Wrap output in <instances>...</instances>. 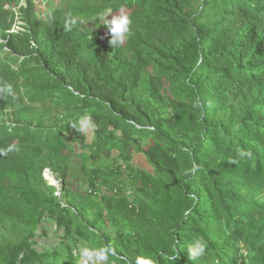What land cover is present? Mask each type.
Masks as SVG:
<instances>
[{
  "label": "trees",
  "instance_id": "obj_1",
  "mask_svg": "<svg viewBox=\"0 0 264 264\" xmlns=\"http://www.w3.org/2000/svg\"><path fill=\"white\" fill-rule=\"evenodd\" d=\"M20 2L0 0V264H264V0H59L44 19L28 0L9 34ZM123 8L114 49L98 14Z\"/></svg>",
  "mask_w": 264,
  "mask_h": 264
},
{
  "label": "clouds",
  "instance_id": "obj_2",
  "mask_svg": "<svg viewBox=\"0 0 264 264\" xmlns=\"http://www.w3.org/2000/svg\"><path fill=\"white\" fill-rule=\"evenodd\" d=\"M112 14V10L108 9L105 12L98 14V20L103 21L108 29V34L111 39L109 44L115 49L116 47L122 45L125 39L131 35V24L132 21L126 13H119L111 16V19H108L109 15ZM71 21L70 23H74ZM0 91L5 94L12 96L14 95L13 88L11 84H4L0 87ZM78 132L87 133L91 127H93L92 122L89 117L84 116L80 119L78 125H73ZM188 259L195 261L198 257L202 256L206 251V242L199 237H193L191 241L186 245ZM103 253H108V249H101ZM87 254V250H85ZM111 255H115L114 250L110 252ZM102 259H106L107 256H101ZM136 264H153V261L150 257L144 255L138 256L136 258Z\"/></svg>",
  "mask_w": 264,
  "mask_h": 264
},
{
  "label": "rangeland",
  "instance_id": "obj_3",
  "mask_svg": "<svg viewBox=\"0 0 264 264\" xmlns=\"http://www.w3.org/2000/svg\"><path fill=\"white\" fill-rule=\"evenodd\" d=\"M121 12L122 13H126L128 15L129 9L128 8H123V9H121V10L115 12V13H112V14L109 15L108 19H111V16L112 15L119 14ZM103 29L104 30H108L105 25L103 26ZM72 133L73 132L67 133V136H66L67 141H71V138L74 135V133L73 134ZM85 135L88 137V142H91L92 135H93L91 129H89V131ZM75 146H76V149H77V153H79L80 150L78 149V144L75 143ZM133 162L136 165H138L139 167H141L142 169L148 170L150 172L153 171V168L151 166H149V164L146 162L143 154H136L135 157L133 158ZM60 234L61 233L56 230V227H55L54 224L53 225H50L49 226V234H48V236L47 237H41V238H39V243L44 248H52L54 246H57L58 245V242H59V235ZM80 250H82V248ZM96 252H99V251H96ZM91 259L95 263H97V262L101 263V261H104L101 258H91Z\"/></svg>",
  "mask_w": 264,
  "mask_h": 264
},
{
  "label": "built area",
  "instance_id": "obj_4",
  "mask_svg": "<svg viewBox=\"0 0 264 264\" xmlns=\"http://www.w3.org/2000/svg\"><path fill=\"white\" fill-rule=\"evenodd\" d=\"M27 1L28 0H21L18 6L13 7V11L16 16V22L14 23L12 29L8 30L9 34L25 31L26 22L23 21L21 18V14H22L21 10H22V7L27 6ZM31 1L34 4L36 10L38 11L40 18L42 19L46 18V16L51 12V10L53 8H56L58 4V0H31ZM0 42H3V43L7 42L6 40L2 38L1 32H0ZM33 45L35 44L33 43ZM127 195L132 196L133 195L132 191L129 190Z\"/></svg>",
  "mask_w": 264,
  "mask_h": 264
},
{
  "label": "crops",
  "instance_id": "obj_5",
  "mask_svg": "<svg viewBox=\"0 0 264 264\" xmlns=\"http://www.w3.org/2000/svg\"><path fill=\"white\" fill-rule=\"evenodd\" d=\"M144 158H145L146 162L148 163L145 156H144ZM149 166H150V164H149ZM96 251L97 250H92V251L87 250V254H86L85 250L82 248V250L80 252L79 264H105L106 263L105 259L101 258V256H103V254L101 252H96ZM91 258H101L104 261H101V263H99V262L95 263L94 261H92Z\"/></svg>",
  "mask_w": 264,
  "mask_h": 264
},
{
  "label": "bare ground",
  "instance_id": "obj_6",
  "mask_svg": "<svg viewBox=\"0 0 264 264\" xmlns=\"http://www.w3.org/2000/svg\"><path fill=\"white\" fill-rule=\"evenodd\" d=\"M46 178H47L48 181H50V182L57 183V178L53 175V173L50 172V170H47V171H46Z\"/></svg>",
  "mask_w": 264,
  "mask_h": 264
},
{
  "label": "water",
  "instance_id": "obj_7",
  "mask_svg": "<svg viewBox=\"0 0 264 264\" xmlns=\"http://www.w3.org/2000/svg\"><path fill=\"white\" fill-rule=\"evenodd\" d=\"M46 171H47V170H45V172H44V176H45V178H46ZM46 179H47V178H46ZM49 183L52 184V185H54V186H56L58 189L60 188V183H59L58 179H57V183L50 182V181H49ZM57 194H58V195H61L60 192H58Z\"/></svg>",
  "mask_w": 264,
  "mask_h": 264
}]
</instances>
